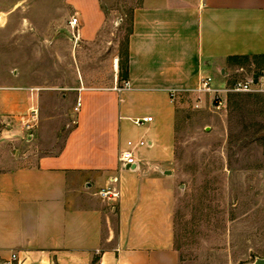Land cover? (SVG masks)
Returning <instances> with one entry per match:
<instances>
[{"label": "crops", "instance_id": "0c3cea01", "mask_svg": "<svg viewBox=\"0 0 264 264\" xmlns=\"http://www.w3.org/2000/svg\"><path fill=\"white\" fill-rule=\"evenodd\" d=\"M66 6L78 18L75 39L93 42L105 21L99 0ZM126 50L124 80L83 76L72 87L73 126L59 151L27 164L0 159V264H180L172 165L181 100L200 75L221 84L237 60L264 62V0H141ZM45 90L9 78L0 123L24 127L32 109L39 117L53 103L46 98H58L57 88ZM40 114L42 123L57 121ZM129 140L136 165L124 168Z\"/></svg>", "mask_w": 264, "mask_h": 264}, {"label": "rangeland", "instance_id": "374dc122", "mask_svg": "<svg viewBox=\"0 0 264 264\" xmlns=\"http://www.w3.org/2000/svg\"><path fill=\"white\" fill-rule=\"evenodd\" d=\"M99 3L104 25L85 43L75 39L76 27L69 28L74 15L66 0H0V85L18 76L49 94L58 91L40 110L57 121L42 123L39 113L31 129L0 123V159L27 164L59 151L73 126L72 87L83 76L99 84L119 79L114 59L123 58L131 13L141 0ZM252 62L237 60L227 72L264 68ZM196 98L181 100L176 122L174 245L180 264H252L264 257V92L229 93L220 110L210 97L198 106ZM44 142L47 149H40Z\"/></svg>", "mask_w": 264, "mask_h": 264}, {"label": "built area", "instance_id": "2783aa9c", "mask_svg": "<svg viewBox=\"0 0 264 264\" xmlns=\"http://www.w3.org/2000/svg\"><path fill=\"white\" fill-rule=\"evenodd\" d=\"M69 26L74 28L78 25V18L72 17L69 20ZM224 78L226 81L223 84H217L210 76L200 75L197 85L194 88L188 89L185 92L197 96V106L201 103V97H210L211 104L216 110H220L224 104V100L229 93H251V92H264V68H252L249 71L243 68H237L231 73H227ZM231 79V83L228 81ZM37 120V111L32 109L29 113V118L24 123L26 129H31ZM151 118L135 119V125H141L143 122H150ZM136 144L132 141L126 142V148L121 151L119 161L124 168H131L136 165L133 157V148ZM138 145H144V142H139ZM99 195L102 198L111 196L115 198L117 193L110 192L109 190H101ZM14 258V256H12Z\"/></svg>", "mask_w": 264, "mask_h": 264}, {"label": "trees", "instance_id": "16d2710c", "mask_svg": "<svg viewBox=\"0 0 264 264\" xmlns=\"http://www.w3.org/2000/svg\"><path fill=\"white\" fill-rule=\"evenodd\" d=\"M119 79L124 80L127 76V50L124 52L123 58L120 57L118 62ZM96 262L94 259L93 264Z\"/></svg>", "mask_w": 264, "mask_h": 264}, {"label": "water", "instance_id": "95a60500", "mask_svg": "<svg viewBox=\"0 0 264 264\" xmlns=\"http://www.w3.org/2000/svg\"><path fill=\"white\" fill-rule=\"evenodd\" d=\"M252 264H264V257L263 258H255Z\"/></svg>", "mask_w": 264, "mask_h": 264}]
</instances>
